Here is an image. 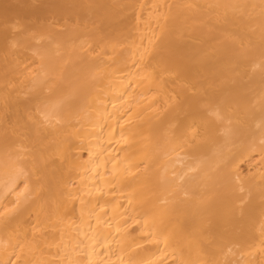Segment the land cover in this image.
Listing matches in <instances>:
<instances>
[{"label": "bare ground", "instance_id": "obj_1", "mask_svg": "<svg viewBox=\"0 0 264 264\" xmlns=\"http://www.w3.org/2000/svg\"><path fill=\"white\" fill-rule=\"evenodd\" d=\"M0 264H264V0H0Z\"/></svg>", "mask_w": 264, "mask_h": 264}]
</instances>
